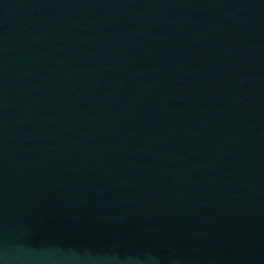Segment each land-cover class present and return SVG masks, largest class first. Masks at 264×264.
<instances>
[{"label": "water", "instance_id": "1", "mask_svg": "<svg viewBox=\"0 0 264 264\" xmlns=\"http://www.w3.org/2000/svg\"><path fill=\"white\" fill-rule=\"evenodd\" d=\"M0 264H264V0H0Z\"/></svg>", "mask_w": 264, "mask_h": 264}]
</instances>
